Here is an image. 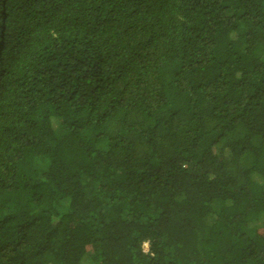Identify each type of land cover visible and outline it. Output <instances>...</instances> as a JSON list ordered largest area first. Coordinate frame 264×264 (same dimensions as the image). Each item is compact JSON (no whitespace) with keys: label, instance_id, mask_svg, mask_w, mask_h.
Listing matches in <instances>:
<instances>
[{"label":"trees","instance_id":"16d2710c","mask_svg":"<svg viewBox=\"0 0 264 264\" xmlns=\"http://www.w3.org/2000/svg\"><path fill=\"white\" fill-rule=\"evenodd\" d=\"M0 264H264V0H0Z\"/></svg>","mask_w":264,"mask_h":264},{"label":"rangeland","instance_id":"374dc122","mask_svg":"<svg viewBox=\"0 0 264 264\" xmlns=\"http://www.w3.org/2000/svg\"><path fill=\"white\" fill-rule=\"evenodd\" d=\"M144 250L147 251L148 250V244L144 245Z\"/></svg>","mask_w":264,"mask_h":264}]
</instances>
